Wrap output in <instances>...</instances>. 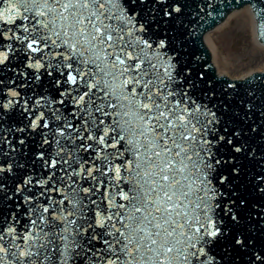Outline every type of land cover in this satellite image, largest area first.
Here are the masks:
<instances>
[{
  "label": "snow or ice",
  "instance_id": "6c2138e0",
  "mask_svg": "<svg viewBox=\"0 0 264 264\" xmlns=\"http://www.w3.org/2000/svg\"><path fill=\"white\" fill-rule=\"evenodd\" d=\"M264 0H0V264H264V75L204 32Z\"/></svg>",
  "mask_w": 264,
  "mask_h": 264
},
{
  "label": "bare ground",
  "instance_id": "6f19581e",
  "mask_svg": "<svg viewBox=\"0 0 264 264\" xmlns=\"http://www.w3.org/2000/svg\"><path fill=\"white\" fill-rule=\"evenodd\" d=\"M232 18L237 19V21L240 23V21L243 24L248 25L249 31H250V45L251 49L250 51H246V48H243L240 46L238 48V39H234L235 43L233 44L235 46V50L237 49V57H225L223 59V66L228 69L231 68L229 71H223L221 70L215 60V51L212 43L209 41V37H207V40L205 43H207L210 47V51L212 54V61H215V67L216 69L220 72L219 74H227L229 78H239L243 77L249 74L254 73L258 69H263L264 68V44L261 43V41L258 39L256 36V31L252 22L251 14L249 13L248 9L245 8H240L239 11H236L234 9L233 11L229 12L228 18L225 20L224 23H218V26H215L213 30H218L223 28L224 26L227 25L229 20ZM238 34V35H237ZM236 34V37H239V32ZM206 35V34H205ZM205 40V37H204ZM232 41V42H234ZM237 60L240 59L242 62L239 64V66H233L234 61L232 60ZM245 59L246 61H244ZM239 60V61H240Z\"/></svg>",
  "mask_w": 264,
  "mask_h": 264
},
{
  "label": "rangeland",
  "instance_id": "374dc122",
  "mask_svg": "<svg viewBox=\"0 0 264 264\" xmlns=\"http://www.w3.org/2000/svg\"><path fill=\"white\" fill-rule=\"evenodd\" d=\"M239 32V37H236V34ZM238 35V34H237ZM207 37H209L210 43H212L215 51V60L218 65V67L223 71H229L231 68L226 69L223 66V59L225 57H237V49L235 50V46L233 45L235 43L234 39H238V48L242 46L243 48H246V51H250L251 45H250V31L248 28V25L243 24L241 21L240 23L237 21V19L234 20L232 18L229 20L226 26H224L221 29L218 30H211L205 35V41L207 40ZM234 41V42H232ZM232 60L234 61L233 66L237 65L242 62V60ZM246 61L245 59H243Z\"/></svg>",
  "mask_w": 264,
  "mask_h": 264
},
{
  "label": "water",
  "instance_id": "95a60500",
  "mask_svg": "<svg viewBox=\"0 0 264 264\" xmlns=\"http://www.w3.org/2000/svg\"><path fill=\"white\" fill-rule=\"evenodd\" d=\"M229 2L231 3V0H229ZM241 3V0H235V4H240ZM233 9H235V6L233 7ZM228 16H229V13H228V15L223 19V20H218L217 21V23H224L225 22V20L228 18ZM216 23V24H217ZM215 24V25H216ZM214 25V26H215ZM213 26V27H214ZM216 26H218V24L216 25ZM213 27H211L210 29H212ZM205 33V32H204ZM204 35V34H203ZM256 36H257V33H256ZM203 37V36H202ZM202 37H201V39H202ZM202 42H203V39H202ZM198 47H201V51H200V53H199V55L202 57V58H204V59H206L207 61H208V64H209V66H210V68L211 69H213V70H215V74L217 75V76H221V75H223L225 78H229L228 77V75L227 74H219L220 72L216 69V67H215V61H212V54H211V51H210V47H209V45L207 44V43H205V40H204V43H202V46L198 43V45H197ZM207 48V49H206ZM210 55H211V57H210ZM211 58V59H210ZM210 60H211V62H210ZM211 63V64H210ZM212 64H213V66H212ZM262 73V72H264V68L263 69H258V70H256L254 73H252V74H256V73ZM256 75H264V74H256ZM247 76V75H246ZM244 77V76H243ZM229 79H233V78H229Z\"/></svg>",
  "mask_w": 264,
  "mask_h": 264
}]
</instances>
